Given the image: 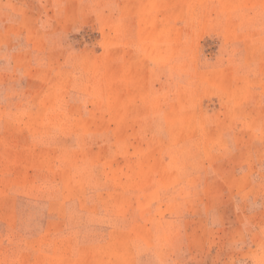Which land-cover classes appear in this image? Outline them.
<instances>
[{"label":"rangeland","instance_id":"obj_1","mask_svg":"<svg viewBox=\"0 0 264 264\" xmlns=\"http://www.w3.org/2000/svg\"><path fill=\"white\" fill-rule=\"evenodd\" d=\"M92 229L101 263L122 231L133 264H264V0H0V264Z\"/></svg>","mask_w":264,"mask_h":264},{"label":"crops","instance_id":"obj_2","mask_svg":"<svg viewBox=\"0 0 264 264\" xmlns=\"http://www.w3.org/2000/svg\"><path fill=\"white\" fill-rule=\"evenodd\" d=\"M245 177V172L244 171H239L236 178H235V182L236 184L241 183L243 181ZM93 229H96V226H93ZM92 229V237L88 238L89 240H93V242H89V243H84L82 244L81 247L78 248V251L76 253V257L79 260L78 264H133V262L131 261L132 258V247H128L129 243L127 241V236L126 233H123L122 231H119L118 233L116 232L115 234L113 233V235L109 234V239H110V243L113 241H117L118 237H122V235H124V243H120L119 246L124 245V250L121 252H118L119 254H112L110 252V254H108V261L101 263L97 261V257L98 254L96 253L98 251V243L100 241H98V239H96L95 233L93 232ZM114 238V240H113ZM161 249H157L156 252L154 253V256H156L157 259V263L156 264H164L163 261L161 262ZM128 261V262H127ZM44 264H49V262L44 263ZM135 264H144L143 262H139V263H135Z\"/></svg>","mask_w":264,"mask_h":264}]
</instances>
